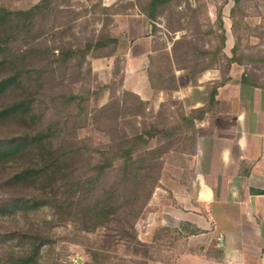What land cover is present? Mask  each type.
<instances>
[{
  "label": "rangeland",
  "instance_id": "obj_1",
  "mask_svg": "<svg viewBox=\"0 0 264 264\" xmlns=\"http://www.w3.org/2000/svg\"><path fill=\"white\" fill-rule=\"evenodd\" d=\"M7 1L14 8L26 9L39 0ZM224 1L188 0L187 3L180 1L177 5L170 6V10L163 11L158 23L159 30L155 32L156 41L152 54L155 56V70L160 69L166 74L165 86L176 84L178 89L176 71L184 72L183 75L189 76L190 85L193 86L197 84L199 75L205 71L216 69L220 73L225 61L220 58L221 60L212 62L210 56H203L200 52L217 46L214 36L208 33L211 30L216 31V25L213 24L216 8L222 4L226 35L223 52L228 54L227 56L232 55L231 49L235 38L231 28L230 10L234 0ZM98 2L99 5H96ZM241 3L245 15L244 23L239 28L241 42L237 54L239 57L247 55L245 58L242 57L241 69L243 73L252 71V75L264 84V0H241ZM131 4L136 5V0H55L54 5L57 11L41 21L42 35L34 40H39L42 45L54 46L59 42L85 43L99 36H115V32H118L116 36L121 37L124 31L121 33L119 26H115V16L137 13L136 6ZM177 17L182 24V29L168 33L164 29L165 23L175 21ZM244 24H247L250 30L244 29ZM62 29L65 30L63 33ZM228 37L231 38V47L226 45ZM123 38L126 44L120 45L118 42L119 46L113 56L104 57L110 51L106 48L91 53L86 57L80 71L67 73L62 82L56 77L55 81L48 86V93L54 91L56 94L61 90L91 92L88 113L75 118L68 130L74 131L78 139L89 140L97 145L108 142L107 130H110L112 124L95 121L93 109L112 100H120L123 105L133 104L134 95L145 100L146 107L142 113L136 115L128 113L123 118L119 117L118 127L128 135L134 132L139 133L149 124L160 125L174 131V135L169 139L157 142L153 137L149 144L139 147L133 153V158H140L144 163L153 164L151 176L145 181L144 188L136 192L139 193L138 202L143 203L147 191L150 190L151 195L142 208L143 211L131 227L124 225L120 228L121 223L111 220L93 231H86L79 223L69 221L65 215L57 214L53 209L45 206L5 210L0 214V264H4L10 256L25 254L31 247L33 239L42 245L32 264H200V260H184L190 252L187 250L189 232L195 229L185 228L182 225L173 226L174 222L168 214V207L172 202L174 203L170 188L176 184L188 187V182L191 181L183 171L189 162L185 160L190 159L187 155L191 153L194 133L190 127L191 121L183 119L191 116L194 111V109H188L191 103L190 98L202 100L206 97L207 99L212 82L203 83V93L193 91V97L190 98L180 95L172 97L169 92L172 91L171 89L159 90L152 88L150 83L151 90L142 93L144 96L138 95L131 89L133 84L140 85L144 77L137 73L134 83H131V79L124 82L127 69L125 66L127 59L124 58V54L127 52L130 54L133 50H128L127 39L125 36ZM168 53L173 56H171L172 59ZM109 59L110 61H107ZM142 61L147 63L145 58L141 60V63L136 62L137 66L139 65L138 69L130 66L128 68L142 72L145 66ZM208 66L210 68L206 69ZM172 70L175 79L170 78L173 76ZM160 91L163 92L162 95L159 94ZM52 111L53 107L45 114L47 118ZM9 124L12 123L2 125L0 131L20 133L17 126ZM28 160L26 157H18L10 161L7 166L0 168V204L11 197L31 199L44 193L43 188L39 189V182L12 184L6 181L25 166ZM112 177L113 174L109 176V179ZM153 184L154 188H152ZM132 195L133 192L130 190L128 197ZM115 216L116 219L122 217ZM161 226L169 228L170 231L167 234L160 232ZM125 229L127 233L123 232ZM199 232L201 231L196 233ZM131 236L144 243L146 248L136 243ZM213 247L200 251L198 246H195L192 253L204 256Z\"/></svg>",
  "mask_w": 264,
  "mask_h": 264
},
{
  "label": "trees",
  "instance_id": "obj_2",
  "mask_svg": "<svg viewBox=\"0 0 264 264\" xmlns=\"http://www.w3.org/2000/svg\"><path fill=\"white\" fill-rule=\"evenodd\" d=\"M54 1L39 0L26 9H19L12 7L7 0H0V128L12 123L9 125H15L20 130V133L0 131V168L7 166L15 158L26 157L29 162L6 181L12 184L39 182V189H44V193L31 199L11 197L2 201L0 214L5 210L45 206L57 214L65 215L69 221L79 223L86 231H93L111 220L121 223L120 228L124 225L131 227L151 195L150 190L147 191L145 201L139 203V193L136 192L144 188L153 168L152 163L133 158V153L139 147L149 144L153 137L157 142L169 139L174 131L149 124L139 133L128 135L118 127L119 117L144 111L147 102L136 95L133 96V104L123 105L120 100H112L93 109L95 121L112 124L110 130H107L109 139L106 144L97 145L89 140L78 139L74 131L68 130L75 118L88 113L91 92L61 90L54 94V91L48 93V86L56 77L62 82L67 73L80 71L86 57L95 51L106 48L110 51L104 57L113 56L117 51L118 38L105 35L85 43L59 42L54 46L40 44L39 40L34 39L42 35L41 21L57 11ZM180 1L188 2L136 0V5L131 6H136L137 13L146 17L153 35L159 30L158 23L163 11L170 10V6L177 5ZM222 6L221 4L216 8L213 23L216 31L211 30L208 33L214 36L217 46L200 53L210 56L212 62L221 58L225 65L220 70V79L212 82L209 87L206 104L194 109L191 116L183 118L184 121H191L192 130L195 120H202L206 113L217 106V88L229 79L231 65L241 64L242 59L247 57L246 54L243 58L237 54L241 42L239 28L244 23L245 15L241 0H234L230 10L231 28L235 38L231 56L223 52L226 35ZM245 28L250 30L247 24H244ZM164 29L168 33L174 32L181 30L182 24L177 17L175 21L166 22ZM63 31L65 30L62 29L61 32ZM147 55L146 75L151 87L176 90V84L165 86L166 74L160 69L155 70V56L152 53ZM208 68L210 67H206ZM252 74V71H245L242 74V83L264 89V84ZM170 78L175 79L174 74ZM52 107L53 111L47 118L45 114ZM111 174L113 177L109 179ZM154 187L153 184L152 188ZM130 190L133 192L132 199L128 197ZM253 193L263 191L253 190ZM115 215L122 217L116 219ZM159 231L167 234L170 229L161 226ZM123 232L127 233L126 229ZM131 238L146 248L137 238ZM41 245L33 239L25 254L10 256L4 264H32Z\"/></svg>",
  "mask_w": 264,
  "mask_h": 264
},
{
  "label": "crops",
  "instance_id": "obj_3",
  "mask_svg": "<svg viewBox=\"0 0 264 264\" xmlns=\"http://www.w3.org/2000/svg\"><path fill=\"white\" fill-rule=\"evenodd\" d=\"M114 23L121 33L124 31L128 50H133L124 54V82L131 79L134 83L136 74L142 75L140 85L133 84L131 90L144 96L142 93L151 90L146 75L147 54L154 50L156 34L151 35L150 23L138 13L117 14ZM116 33L119 44H126L125 38ZM226 45L231 47V38ZM145 58L142 72L128 68L138 69L136 62ZM183 74L175 72L178 89L169 91L170 96L193 97V91L203 93V83L220 79L219 71L210 69L201 73L193 86L190 77ZM242 74L241 65L233 63L229 79L217 88V106L202 120L194 121L191 153L187 155L190 159L185 160L189 162L183 168L191 181L188 187L176 184L170 188L174 203L169 205L168 214L173 226L201 231H190V252L184 260H200V264H264V89L243 84ZM190 99L188 109L202 107L208 100ZM195 246L200 251L214 247L207 255L197 256L192 253Z\"/></svg>",
  "mask_w": 264,
  "mask_h": 264
}]
</instances>
